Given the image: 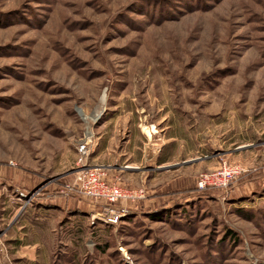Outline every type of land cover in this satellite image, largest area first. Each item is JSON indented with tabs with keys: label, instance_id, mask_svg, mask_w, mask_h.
I'll use <instances>...</instances> for the list:
<instances>
[{
	"label": "rangeland",
	"instance_id": "374dc122",
	"mask_svg": "<svg viewBox=\"0 0 264 264\" xmlns=\"http://www.w3.org/2000/svg\"><path fill=\"white\" fill-rule=\"evenodd\" d=\"M83 139L148 193L116 225L37 197ZM2 165L0 264H264V0H0Z\"/></svg>",
	"mask_w": 264,
	"mask_h": 264
},
{
	"label": "built area",
	"instance_id": "2783aa9c",
	"mask_svg": "<svg viewBox=\"0 0 264 264\" xmlns=\"http://www.w3.org/2000/svg\"><path fill=\"white\" fill-rule=\"evenodd\" d=\"M78 153L79 163L85 168L76 173L73 180L64 185L62 193L87 198L100 205L102 208L93 213L94 218H98L106 224L116 225L122 220L128 204H137L148 198L146 189L109 182L105 172L86 167L90 155L88 139H83L80 142ZM236 174L237 171L227 169L222 174H206L200 179L198 185L201 188L227 187ZM124 257L125 263L136 264L128 254L124 253Z\"/></svg>",
	"mask_w": 264,
	"mask_h": 264
},
{
	"label": "crops",
	"instance_id": "0c3cea01",
	"mask_svg": "<svg viewBox=\"0 0 264 264\" xmlns=\"http://www.w3.org/2000/svg\"><path fill=\"white\" fill-rule=\"evenodd\" d=\"M5 176H6L5 167L2 165V166H0V198L2 199V201L0 202V205L4 201V194H5V187H6V185H5V181H6ZM112 178H113L112 176H108L107 177L108 180H111ZM57 188H59V186L57 187L55 185V186H53V188L49 192L45 193L44 194V198L42 199V202L48 203L50 205H53L55 207V209L57 210V212H59L60 214H65L66 213L65 211H66V209H67V207L69 205L68 196L63 195L62 192H61L62 193L61 194L59 191H57ZM60 188H61V185H60ZM50 211L54 212L53 210H50ZM44 225H45L44 229H46L44 231L45 234L44 235L42 234L40 236H44V237L41 238L43 240L45 238H48L47 240L50 243V248H51L52 247L51 243L54 244V241L56 240L57 225L60 226V230H63L64 225L66 227L68 225V223L66 221L65 224H63V221H60L59 224H56L52 220H50V221H47ZM64 238L66 239V236ZM44 242H46V241H44ZM50 256H51V254H50Z\"/></svg>",
	"mask_w": 264,
	"mask_h": 264
},
{
	"label": "trees",
	"instance_id": "16d2710c",
	"mask_svg": "<svg viewBox=\"0 0 264 264\" xmlns=\"http://www.w3.org/2000/svg\"><path fill=\"white\" fill-rule=\"evenodd\" d=\"M65 184H66V181L63 182V184L61 185V188H60V185H59V188H57V191H59V192L61 193V192H62V189H63V187H64ZM52 188H53V186H50L49 188L42 190V191L37 195L38 199L42 200V199L44 198V194L47 193V192H49ZM36 189H37V188H36ZM61 194H62V193H61ZM63 194H64V193H63ZM99 206H100V205H99ZM101 208H102V207H101ZM230 233H231V231H230Z\"/></svg>",
	"mask_w": 264,
	"mask_h": 264
},
{
	"label": "bare ground",
	"instance_id": "6f19581e",
	"mask_svg": "<svg viewBox=\"0 0 264 264\" xmlns=\"http://www.w3.org/2000/svg\"><path fill=\"white\" fill-rule=\"evenodd\" d=\"M150 134L152 133L151 130L148 131Z\"/></svg>",
	"mask_w": 264,
	"mask_h": 264
}]
</instances>
